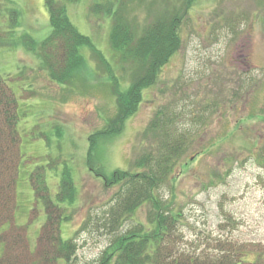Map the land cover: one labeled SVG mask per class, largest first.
<instances>
[{"label":"rangeland","instance_id":"rangeland-1","mask_svg":"<svg viewBox=\"0 0 264 264\" xmlns=\"http://www.w3.org/2000/svg\"><path fill=\"white\" fill-rule=\"evenodd\" d=\"M92 2L68 3V16L109 59L111 75L124 90L131 68L114 63L108 43L110 20L91 13ZM182 5L184 0H140L129 4L128 15L141 27ZM9 8L21 13V25L14 29L15 35H3L4 42L0 41L1 84L14 94L19 111L14 219H8L12 225L26 227L33 252L44 211L35 202L30 174L40 168L54 199L63 169L72 168L76 196L66 210L70 220L62 223V236L76 243L69 264H91L117 234L146 219L144 206L133 215L135 221L124 219L116 233L109 234L107 213L119 186H105L86 165L88 136L103 129L117 113L111 75L83 48L86 70L93 75L89 69L96 68L97 76H91V81L76 78L70 85L53 81L38 54L19 39L22 30L35 40L48 35L44 0H0L1 21L6 22L2 30L9 26ZM178 35L180 48L162 66L155 83L143 90L142 101L125 120L123 130L101 139L99 163L106 171L136 170L135 160L157 142L158 136L147 126L161 112L159 118L173 119L171 123L187 135L185 152L160 193L174 199L175 210L181 211L182 247L193 251L215 239L262 244L264 0H193ZM7 42L17 44L4 46ZM3 180L0 176V183ZM9 252L19 255V251Z\"/></svg>","mask_w":264,"mask_h":264},{"label":"trees","instance_id":"trees-1","mask_svg":"<svg viewBox=\"0 0 264 264\" xmlns=\"http://www.w3.org/2000/svg\"><path fill=\"white\" fill-rule=\"evenodd\" d=\"M77 1L80 0H44L50 25L44 39L35 40L23 30L19 33L21 36L18 34L23 47L38 54L48 69L49 77L60 85H70L76 78L83 77L91 81V76H97L94 75L96 68L89 69L93 75L86 70L87 59L83 48L93 53L98 67L107 69L109 76L113 73L109 59L94 46L90 37L80 33L71 22L67 4ZM136 1L140 0H93L89 7L91 13L109 18L108 43L113 61L122 68H131V72L124 90L119 89L117 77L111 75L117 113L103 129L88 136L85 160L87 169L102 179L105 186H119L107 213L109 234L116 233L114 231L124 219L135 221L133 215L144 206L146 219L145 222L135 221L131 228L117 234L91 264H264V243L215 239L203 247L192 248L193 251L182 247L183 236L178 227L181 211L175 210L174 199L163 198L160 194L186 148L187 135L178 128L177 123H171L173 119L163 120L165 116L159 118V112L157 119L147 126L158 139L135 160L133 167L136 170L114 168L106 171L99 163L98 145L101 139L120 134L125 120L137 111L143 90L155 83L162 66L180 48L178 28L193 2L184 0V5L174 13L169 11L165 16L140 27L128 15L129 4ZM20 15L18 10L9 8L10 22L4 30L0 28L3 31L0 33L1 42H4L3 35H15L14 29L21 25ZM1 20L0 16V26L6 23ZM8 44L15 46L17 43L13 45L7 42L4 46ZM18 114L14 94L9 88H3L0 80V176L5 177L0 183V218L4 217L0 220V227L8 224L7 228L0 229V264H69L74 257L76 243L72 238L62 236L61 226L70 220L66 210L75 202L76 186L72 168L63 169L54 199L40 168L30 174L35 202L41 204L44 211V222L33 252L28 244L26 227L10 224L9 220L14 219V177L19 158L16 132ZM58 133L61 134V130L58 129ZM9 249L11 252L19 251L20 256H11Z\"/></svg>","mask_w":264,"mask_h":264}]
</instances>
